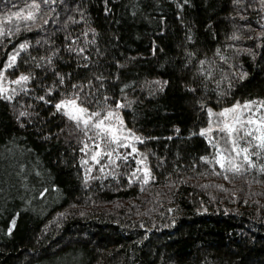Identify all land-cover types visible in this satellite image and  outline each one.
<instances>
[{"label": "trees", "instance_id": "16d2710c", "mask_svg": "<svg viewBox=\"0 0 264 264\" xmlns=\"http://www.w3.org/2000/svg\"><path fill=\"white\" fill-rule=\"evenodd\" d=\"M31 2L0 0V15ZM53 7L60 15L45 8L50 22L42 29L0 40V68L6 53L29 40L32 46L9 74L38 77L30 85L35 91L19 102L0 100V264H264V173H221L200 159L214 154L208 136L199 135L208 126L201 102L217 110L264 99L260 0H67ZM69 16L78 22L65 28ZM89 28L97 32L96 44L87 46L90 59L61 51L55 71L66 74L69 90L89 80L99 88L94 76L102 74L105 88L97 99L107 95L113 107L131 102L123 119L143 138L153 177L144 188L126 180L85 183L78 132L66 117L53 115L63 89L50 97L53 104L33 99L45 94L41 81L51 85L56 77L36 68L29 53L50 54L53 44L45 40L65 49L79 37L84 46L81 33ZM234 33L240 38L230 39ZM187 52L195 53L191 63ZM200 60L212 78L198 74ZM242 72L248 76L240 80ZM153 81L168 83L159 91ZM27 104L34 115L21 118V127L16 116Z\"/></svg>", "mask_w": 264, "mask_h": 264}, {"label": "snow or ice", "instance_id": "6c2138e0", "mask_svg": "<svg viewBox=\"0 0 264 264\" xmlns=\"http://www.w3.org/2000/svg\"><path fill=\"white\" fill-rule=\"evenodd\" d=\"M66 2L67 0H32L24 8L0 17V40L6 37L15 38L21 31H32L34 28L42 29L44 25L50 22L49 19L43 16L45 8L58 17L60 13L53 5H57L58 3L66 4ZM107 2L108 0H105L106 4ZM188 2L189 0H184V4ZM260 2L264 5V0H260ZM233 3L240 4L241 0H233ZM177 6L183 8V4L178 3ZM13 7H16V5H13ZM77 11L82 10L77 8ZM106 11H108L107 8ZM241 19H244V17L241 16ZM41 20L42 23L40 22ZM80 20H84L83 14H81ZM51 22L55 24L56 19H53ZM77 22L75 17L69 16L68 21L65 23V28H67L68 23L74 24ZM89 33H92V39L90 40L88 39ZM81 35L85 38L84 46L80 45L79 37L72 38L67 43L65 49L56 48L54 47V42L45 40V44H53L50 54L31 56V53H29L30 60L35 64L36 68L43 69L45 72L51 69L56 77L51 85L44 84L41 81L38 86L46 90L45 94L35 95L33 99L44 104H53V100L50 97H52L55 91L63 89L61 98L54 103L56 111L53 115L59 113L66 117L74 127V130L83 134L85 141L92 142L91 159L99 164L100 158L106 157L110 164H116L117 160L127 162L133 154H139L142 158L136 159L135 162L138 167L131 175L133 178H138V174L142 173L141 182L142 184H147L153 178L152 172L147 166V157L143 153H139V150L135 146V142L143 143V138L133 132L132 129L127 128L118 111L121 108L130 107L131 102L117 101L113 107L107 103L109 100L107 95L103 96L102 101L97 99L100 96V89L105 88V78L102 74L94 76V80L99 82V88H96L93 80H89L86 85L83 83H73L70 85L69 90L66 84V74L55 71V60L59 57L61 51L82 56L85 61L90 59L86 51L88 45L96 44V29L89 28L86 32L81 33ZM260 35L264 36V32H261ZM239 38L235 33L230 37L233 40ZM249 38L251 39L252 37ZM187 39L191 41L192 37L188 36ZM65 41H69L68 35L65 36ZM8 43H11V39L8 40ZM40 43V40L36 41L37 45ZM31 46V42L25 39L13 47L11 52L6 53L8 58L4 62L3 67L0 68V100L12 104L19 102L21 95L27 96L30 92L35 91V89L30 87L38 79L34 71L21 72L15 79H11L9 75L10 69L14 70L19 67L21 54L28 52ZM97 52L99 53L98 48ZM186 55L189 63H191V60L195 57V53L187 52ZM217 55H220L219 49L217 50ZM220 59L227 62L226 58L222 55ZM23 62L28 63L27 60ZM206 63V60L199 61L200 68L198 69V74L205 79H210L213 73L210 68L206 69L204 67ZM89 66L87 63L83 64L85 68ZM185 66L187 67V65ZM247 76V72H242L239 74V79L243 80ZM151 83L159 85L158 90L163 91V86L168 82L153 81ZM220 83V81H216L217 88H219ZM231 86V82H229V88ZM127 87L129 85H124V88ZM86 88L87 91L85 90ZM124 88L121 89L122 93ZM93 89L95 90L93 91ZM189 90L196 91L194 88ZM218 95H227V92H220ZM89 97H93V99L90 101ZM101 103H103V107H101ZM92 104H95V108L91 107ZM32 107V104L23 105L22 109L18 111L16 119L20 122L21 127L24 126L21 118H31L34 115L33 112L28 110ZM201 109L207 110L209 127L206 129L202 128L199 135L208 136V134H213L208 142L215 149V154L211 158L209 156H202L200 159L206 163L218 164L220 169L233 174H243L251 169H258L261 173H264V99H250L243 101V103L237 101L229 107L222 108L218 113L214 112L213 108L207 104L201 102ZM179 131L180 129L177 128L176 132L179 133ZM214 133H218L219 136L217 137ZM192 135H196V133H192ZM85 141H82L84 147L81 148V152H85L89 148V144ZM120 148H130L131 152L127 155L121 154L119 153ZM113 156H115V160L112 159ZM253 157L256 159H253ZM81 163L86 164L87 161L82 160ZM116 166L119 167L118 164ZM89 171L90 169L85 172V182L89 179H94V177L88 175ZM100 171H105L103 165ZM228 178V176H225V179ZM47 191L48 189L45 188L40 195L44 196ZM15 226L16 221L13 219L8 229L9 234L12 233ZM141 227H143V224H141Z\"/></svg>", "mask_w": 264, "mask_h": 264}, {"label": "rangeland", "instance_id": "374dc122", "mask_svg": "<svg viewBox=\"0 0 264 264\" xmlns=\"http://www.w3.org/2000/svg\"><path fill=\"white\" fill-rule=\"evenodd\" d=\"M21 8H24V7H22V5H21L15 11H18ZM0 17H1V15H0ZM2 17H4V16H2ZM10 77H11V79H15V78L12 77V75H10ZM241 103H243V102H241ZM91 107L95 108L92 105H91ZM220 110L221 109H217V110H214V112L218 113V112H220ZM118 111H119V115L123 118V108L119 109ZM208 127H209V116H208V126H207V128ZM133 132H135V131L133 130ZM214 134L217 135V137L219 136L218 133H214ZM78 135H79L80 148H83L84 147V143H82V141H85V138L83 137L82 133L78 132ZM137 135H139V134H137ZM212 135L213 134H208V138L210 139ZM85 142H87L89 144V148L86 149L85 152H81V150H80V162L82 160H86L87 161L86 164H82L81 163V166H82V169H83V173H84L83 175H84V178H85L86 170L90 169V171L88 172V175L91 176V177H94V179H89L87 182H85V179H84L85 183L91 184V185H96L98 183L108 182V180H113L117 184H120V183H122V181L126 180V181H129V185H128L129 187L130 186H137L139 188H144L152 181V179H150L147 184H142V182H141L142 181V176H143L142 173L138 174V178H133L132 175H131L132 172L138 167V165L135 162L136 159L142 158V157L139 156V154H133V156L129 157V160L127 162H124V161H121V160H117L116 164H110L109 160L106 157H101L100 158V163L97 164L95 161H93L91 159V154H92V150H93L92 142L91 141H85ZM141 144L142 143H140V142H135V146L139 150V153H143L147 157V154L144 153V151L142 150ZM212 149H213L212 153L215 154V149L213 147H212ZM129 152H131L130 148H120L119 149V153L124 154V155H127ZM112 159L115 160L116 159L115 156H113ZM253 159H256V158L253 157ZM117 164L119 165V167L116 166ZM102 165L105 167V171L104 172L100 171V168H101ZM216 165L218 166V169L220 170L221 173H225L226 172V171L220 169L218 164H216ZM147 166L150 168L148 157H147ZM140 167H142V166H140Z\"/></svg>", "mask_w": 264, "mask_h": 264}]
</instances>
